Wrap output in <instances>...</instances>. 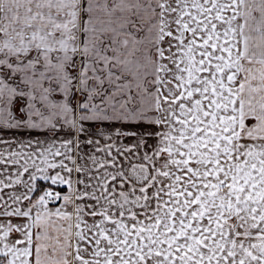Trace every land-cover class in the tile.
<instances>
[{
    "label": "snow or ice",
    "instance_id": "1",
    "mask_svg": "<svg viewBox=\"0 0 264 264\" xmlns=\"http://www.w3.org/2000/svg\"><path fill=\"white\" fill-rule=\"evenodd\" d=\"M0 264H264V0H0Z\"/></svg>",
    "mask_w": 264,
    "mask_h": 264
}]
</instances>
